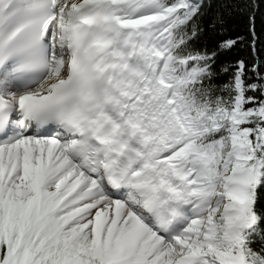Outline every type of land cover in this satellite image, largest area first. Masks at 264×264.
<instances>
[{"label": "snow or ice", "instance_id": "1", "mask_svg": "<svg viewBox=\"0 0 264 264\" xmlns=\"http://www.w3.org/2000/svg\"><path fill=\"white\" fill-rule=\"evenodd\" d=\"M258 15L0 0V264H264Z\"/></svg>", "mask_w": 264, "mask_h": 264}, {"label": "trees", "instance_id": "2", "mask_svg": "<svg viewBox=\"0 0 264 264\" xmlns=\"http://www.w3.org/2000/svg\"><path fill=\"white\" fill-rule=\"evenodd\" d=\"M214 2H222V0H214ZM256 28L260 32H264V15H258L256 19ZM233 30L239 31L241 34H243L246 30V20L244 19H237L235 23L233 24ZM216 40V37L214 34H209L207 37H205L202 41L204 45L211 46Z\"/></svg>", "mask_w": 264, "mask_h": 264}]
</instances>
